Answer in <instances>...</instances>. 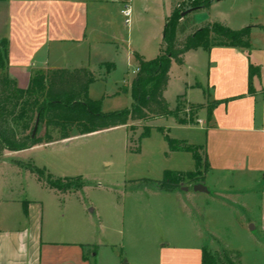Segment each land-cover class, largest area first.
<instances>
[{
  "label": "crops",
  "instance_id": "crops-1",
  "mask_svg": "<svg viewBox=\"0 0 264 264\" xmlns=\"http://www.w3.org/2000/svg\"><path fill=\"white\" fill-rule=\"evenodd\" d=\"M173 7V0H0L6 73L25 89L36 73L83 67L96 77L88 88L91 99H100L107 111L118 105L129 108L136 56L148 61L159 55ZM193 16L197 28L214 22L232 30L249 26V48L199 47L187 51L181 64H171L163 92L169 109H175L181 96L193 105L217 101L209 117L203 107L194 124H181L173 116L137 123L173 117L176 127L188 131L176 136L179 140L203 143L208 168L199 183L207 191L192 190L196 183L177 191L158 189V182L149 178L131 180L130 211L121 219L126 228H107L100 211L97 222L73 216L70 192L49 186L32 167L57 179L81 176L70 177L67 165L50 171L47 164L27 161L76 133L19 151L5 149L0 154V264H202L205 249L236 252L238 264H264V0H210L207 10L198 9ZM105 63L114 68L107 71ZM250 66L258 70L251 94ZM127 125L112 129L129 130ZM44 133L45 127L37 136ZM167 151V164L157 165V176L165 170L194 169L189 152ZM82 183L79 190L85 191L89 186ZM139 189H146L147 196L134 195ZM235 196L240 201L231 199ZM114 210L116 217L117 203ZM223 217L231 223L225 238L214 226Z\"/></svg>",
  "mask_w": 264,
  "mask_h": 264
},
{
  "label": "trees",
  "instance_id": "trees-1",
  "mask_svg": "<svg viewBox=\"0 0 264 264\" xmlns=\"http://www.w3.org/2000/svg\"><path fill=\"white\" fill-rule=\"evenodd\" d=\"M189 1H191L189 12L187 9L173 7L163 29V46L159 55L148 61L136 56L138 71L130 87L133 103L129 108L121 110L101 111V100H93L88 96L89 85L96 77L83 67L58 68L36 73L31 77L27 88H19L15 80L9 78L6 73L8 48L5 40L0 41V154L5 149L19 151L40 143L69 139L72 131L76 135H85L124 126L129 121L173 116L181 124H194L197 111L203 107H206L209 117L217 101L208 102L206 105H193L187 104L181 96L177 98L175 109H169L163 92L169 79L170 66L172 63L181 64L187 51L199 47L208 49L222 45L249 48L250 27L232 30L214 22L196 28L185 40H180L178 35L194 24L192 13L201 8L207 10L210 4V0ZM104 65L107 71L114 68L112 63ZM257 71V68L249 67V94L253 93L251 82ZM180 105L188 107V118L179 116ZM36 123L45 127L43 137H38L37 134L32 136ZM147 132L145 129L140 137ZM164 138L169 150L189 152L195 167L186 172L165 170L158 183L165 186L174 185L179 180L178 176L199 183L197 178H203L208 168L204 146L188 144L185 140L173 139L167 134H164ZM32 168L38 172H45L44 169ZM46 174L52 178L50 174ZM58 180L61 179L56 178V181ZM48 185L64 188L54 182H49ZM234 259L239 263V254H236ZM220 262L219 253L203 250L202 264Z\"/></svg>",
  "mask_w": 264,
  "mask_h": 264
},
{
  "label": "rangeland",
  "instance_id": "rangeland-1",
  "mask_svg": "<svg viewBox=\"0 0 264 264\" xmlns=\"http://www.w3.org/2000/svg\"><path fill=\"white\" fill-rule=\"evenodd\" d=\"M173 2L176 9L189 10L191 4L189 0H173ZM207 24L202 23L200 26ZM197 27L199 26L192 25L184 33L179 34L178 38L185 40ZM115 107H119L115 110L124 109L120 108L121 106L119 105ZM100 109L102 112H108L109 108L106 105L104 107L101 105ZM179 116L181 118L189 117L187 106L180 105ZM127 124V128L130 131L122 128L77 135L67 141L56 142L49 147L40 149L39 152L29 156L32 159L27 160L30 164L39 167L47 164L50 167V171H52L51 169L61 171V168H65V165H67L66 171L70 177L81 176L82 180L88 184L89 187L85 191H81L79 189L83 183L79 177L56 181V178H49L47 176V171L42 173L32 169L45 183L54 182L59 187L64 186L63 190L70 192L68 207L70 213L76 218H82V221L90 219L97 222V212L100 211L102 218L107 222V228L113 227L114 224H116V228L118 229L126 228V224H122L121 219L126 218L130 211V203L132 202L130 189L134 187L131 180L141 181L147 178L153 181L156 180L157 182L161 180L163 176H157L158 174L160 175L157 165L167 164L166 159L169 156V152L167 151L169 148L164 134L177 140L179 139L176 136L188 134L186 129L176 127L177 125L173 117L156 123H137V121H134ZM43 128V125H39L36 134H42ZM145 129L148 131L147 134L140 137ZM74 133L72 131L71 134ZM56 135L54 134V136ZM200 137L201 141H203L204 132H201ZM200 145L203 146V143ZM22 156L28 158L26 154ZM178 177L179 180L174 185L165 186L160 183H156L155 185L158 189L170 187L179 191L185 185L189 184L191 187L192 183H194L182 176ZM197 179L199 182L203 181V178ZM147 184L154 183L149 182ZM206 184L209 187L211 186L209 181ZM146 192V189H139L138 194L134 195L142 196V193H144L143 195L147 196ZM231 199L240 201V198L237 196ZM116 203L118 204V212L116 211L115 217L114 206ZM89 208H95L96 210L95 212H90L88 211ZM198 214L199 212L195 211V215L198 216ZM223 215H226L225 212H223ZM230 224L226 217L214 222V226H217L218 233L223 238L230 236V231L226 228ZM257 232L258 230L253 234L255 235ZM238 239L241 240L240 238ZM236 254V252H224L220 254V264H238L234 259ZM249 259L251 260V257Z\"/></svg>",
  "mask_w": 264,
  "mask_h": 264
},
{
  "label": "water",
  "instance_id": "water-1",
  "mask_svg": "<svg viewBox=\"0 0 264 264\" xmlns=\"http://www.w3.org/2000/svg\"><path fill=\"white\" fill-rule=\"evenodd\" d=\"M189 11H190V9L187 10V12H189ZM37 126H38V124L36 123L34 128H33V131H32V136H34L36 134ZM192 188L194 191H207L206 187L201 183L194 184Z\"/></svg>",
  "mask_w": 264,
  "mask_h": 264
},
{
  "label": "built area",
  "instance_id": "built-area-1",
  "mask_svg": "<svg viewBox=\"0 0 264 264\" xmlns=\"http://www.w3.org/2000/svg\"><path fill=\"white\" fill-rule=\"evenodd\" d=\"M123 13H124L125 16H128L129 10L126 8L125 10H123ZM137 71H138V69H137Z\"/></svg>",
  "mask_w": 264,
  "mask_h": 264
}]
</instances>
